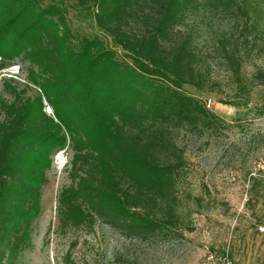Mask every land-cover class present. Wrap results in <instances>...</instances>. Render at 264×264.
Returning <instances> with one entry per match:
<instances>
[{
	"label": "trees",
	"instance_id": "1",
	"mask_svg": "<svg viewBox=\"0 0 264 264\" xmlns=\"http://www.w3.org/2000/svg\"><path fill=\"white\" fill-rule=\"evenodd\" d=\"M53 1L0 0V73L24 54L41 91L29 96L30 81L21 89L14 76L2 78L0 264H20L31 248L53 151L68 142L72 183L58 197L62 228L102 220L139 240L177 231L188 162L174 134L213 131L223 120L187 90L204 91L208 82L191 39L177 38L176 29L199 2L250 17L246 28L256 33L264 13L254 0H74L73 10L98 29L82 33L68 7ZM237 49L224 45L245 89ZM254 77L264 83V70Z\"/></svg>",
	"mask_w": 264,
	"mask_h": 264
},
{
	"label": "rangeland",
	"instance_id": "2",
	"mask_svg": "<svg viewBox=\"0 0 264 264\" xmlns=\"http://www.w3.org/2000/svg\"><path fill=\"white\" fill-rule=\"evenodd\" d=\"M254 1L264 10V0ZM58 3L68 7L73 28L98 32L92 18L73 10L74 0ZM249 23L244 14L199 2L176 29L177 38L191 39L198 69L208 82L204 91L187 90L223 120L213 131L181 129L174 134L188 162L178 185L180 228L147 240L127 237L102 220L93 227L62 228L58 197L72 183L68 142L53 151L42 212L33 220L32 246L20 264H264V232L259 229L264 226V83L254 77L258 69L264 70V13L257 33L246 28ZM224 45L238 47L245 89L238 86ZM9 62L0 73V92L5 76H14L21 89L30 81L29 96L41 92L30 79L24 54Z\"/></svg>",
	"mask_w": 264,
	"mask_h": 264
},
{
	"label": "built area",
	"instance_id": "3",
	"mask_svg": "<svg viewBox=\"0 0 264 264\" xmlns=\"http://www.w3.org/2000/svg\"><path fill=\"white\" fill-rule=\"evenodd\" d=\"M262 168L264 169V166H262ZM231 175L233 176V178H235V175H234L233 172H231ZM263 176H264V172H263ZM259 229H260L262 232H264V226H263V225H260V226H259ZM209 258L213 260V259H214V255L211 254V255L209 256ZM213 264H215V262H214Z\"/></svg>",
	"mask_w": 264,
	"mask_h": 264
}]
</instances>
